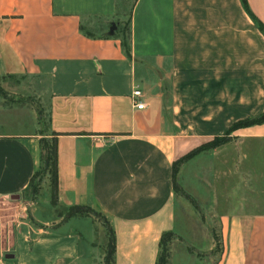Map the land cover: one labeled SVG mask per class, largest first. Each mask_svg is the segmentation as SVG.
<instances>
[{"label": "crops", "instance_id": "obj_1", "mask_svg": "<svg viewBox=\"0 0 264 264\" xmlns=\"http://www.w3.org/2000/svg\"><path fill=\"white\" fill-rule=\"evenodd\" d=\"M246 3L264 25V0ZM115 12L116 0H0V75H26L45 101L56 204L106 217L113 264H154L160 235L175 231L172 163L264 110V36L239 0H134L126 57L117 38L86 31L112 28ZM134 89L141 109L131 106ZM36 118L0 124V200L38 168ZM228 136L186 160L193 181L218 184L211 209L223 249L210 264H264V192L230 202L225 182L264 179V122ZM1 218L0 264H91V218L14 214L10 261Z\"/></svg>", "mask_w": 264, "mask_h": 264}, {"label": "rangeland", "instance_id": "obj_2", "mask_svg": "<svg viewBox=\"0 0 264 264\" xmlns=\"http://www.w3.org/2000/svg\"><path fill=\"white\" fill-rule=\"evenodd\" d=\"M133 1L116 0L115 16L113 22L108 24L112 28H89L86 31L91 32L90 34L99 32L104 35L124 34ZM34 83L35 81L29 79L26 75H0V124L2 125V122L5 121L12 122L7 124L12 126L20 123L27 125L29 118L34 113L39 121L38 132L40 137L48 136L45 101L41 95L35 92ZM186 160L185 153L177 159L174 165L176 170L174 191L176 192L177 201L175 231L163 237L164 245L168 249V264H195L194 259L183 253L181 248L201 260V264H210L220 256L223 249L217 221L218 216L211 209V197L214 188H218V184L214 180L210 181V186L208 181L203 179L193 181ZM49 170V167H45L43 163L40 164L31 181L19 195L13 199L0 200V215H2L1 219L3 221L1 247L6 249L1 255L6 261H10L9 259L13 257L10 218L14 214L24 215V219L28 222L33 221L32 211L37 216L49 217L51 220L65 218L67 209L57 205L52 197ZM225 182L228 189L232 191L230 202H234L240 194L256 195L264 192V179L243 180L242 187L237 186L233 179H228ZM195 194L196 196H194ZM32 207H35V209ZM217 208L219 209V207ZM91 217L93 221L91 264H106L104 259L108 254L109 241L106 222L99 215H91ZM35 224L41 225L39 223ZM47 227L50 228L51 226ZM177 236L180 238L178 239ZM7 238H9L8 241Z\"/></svg>", "mask_w": 264, "mask_h": 264}, {"label": "trees", "instance_id": "obj_3", "mask_svg": "<svg viewBox=\"0 0 264 264\" xmlns=\"http://www.w3.org/2000/svg\"><path fill=\"white\" fill-rule=\"evenodd\" d=\"M239 1H240L242 8L244 9L246 14L250 18V20L254 23V25L260 30V32L264 36V25L250 11V9L246 3V0H239ZM109 36H112V37L117 38L119 40V44L122 48L124 55L126 57H129L130 54H129V43H128L129 42L128 21H126V32L124 34L120 33V35L115 34V35H109ZM262 122H264V110L256 116L247 117V118L235 121L226 129V131L224 132V134L222 136L214 137L210 141L199 145L197 148L186 153V158H189L194 153H196L200 150L207 149V148H213L219 144L224 143L225 141H227L229 139L228 135L234 129L243 128V127H247V126L254 125V124H260ZM55 137H56V133L50 132L48 136H41L38 138V147H39L38 167L40 164L43 163V165H45V167L50 168L49 172L51 175V193H52V197L56 201V140H55ZM176 161H174L172 163V167H171V179H172V187L173 188H174V176L176 173L174 165H175ZM35 173H36V171H35ZM31 179L32 178H30V181H31ZM91 215H99L105 219L109 241H108V254H107L106 258L104 259V261L106 262V264H113V252H114L113 230H112L111 226L109 225L108 220L106 219V217L104 215H102L100 212H98V211H96V210H94L88 206H85V205H72V206H69L67 208L65 218L74 217V216H86V217H89L92 219ZM170 234H171L170 231H166L160 235L159 251H158V255L154 261V264H168V249H167L166 245H164L163 237L165 235H170Z\"/></svg>", "mask_w": 264, "mask_h": 264}, {"label": "built area", "instance_id": "obj_4", "mask_svg": "<svg viewBox=\"0 0 264 264\" xmlns=\"http://www.w3.org/2000/svg\"><path fill=\"white\" fill-rule=\"evenodd\" d=\"M139 96H140V91L138 89H134L131 92L130 103H131V106L136 109H141L144 105L142 101L136 100V97H139Z\"/></svg>", "mask_w": 264, "mask_h": 264}, {"label": "water", "instance_id": "obj_5", "mask_svg": "<svg viewBox=\"0 0 264 264\" xmlns=\"http://www.w3.org/2000/svg\"><path fill=\"white\" fill-rule=\"evenodd\" d=\"M16 196H17V195H15V197H16ZM15 197H14V198H15ZM10 256H11V255H10Z\"/></svg>", "mask_w": 264, "mask_h": 264}]
</instances>
